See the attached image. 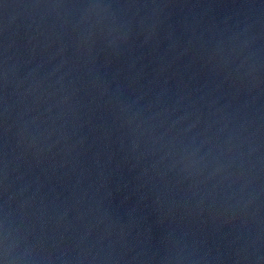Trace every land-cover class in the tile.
Here are the masks:
<instances>
[{"label":"water","instance_id":"1","mask_svg":"<svg viewBox=\"0 0 264 264\" xmlns=\"http://www.w3.org/2000/svg\"><path fill=\"white\" fill-rule=\"evenodd\" d=\"M0 264H264V0H0Z\"/></svg>","mask_w":264,"mask_h":264}]
</instances>
